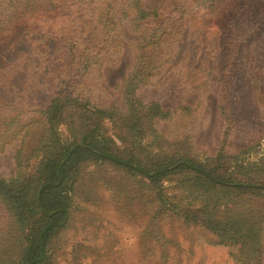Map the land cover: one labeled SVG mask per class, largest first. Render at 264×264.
Listing matches in <instances>:
<instances>
[{"label":"trees","instance_id":"16d2710c","mask_svg":"<svg viewBox=\"0 0 264 264\" xmlns=\"http://www.w3.org/2000/svg\"><path fill=\"white\" fill-rule=\"evenodd\" d=\"M44 1V7L40 0L26 2L21 17L0 26V60L28 66L39 88L23 76L6 89L12 98L3 103L11 109L0 119V151L19 145L16 174L0 177V201L9 214L0 229L2 264H56V244L71 226L77 189L85 191V181L103 184L114 202L126 198L127 208L134 199L146 202V208L140 205L149 216L139 236L143 257L150 258L155 241L166 258L169 240L162 221L175 217L186 227L204 229L217 244L235 246V258L244 264H260L262 219L244 213L230 217L224 210L231 202L264 201V170L253 169L245 156L250 145L228 144L237 131L233 64L247 63L255 45L254 21L241 27L237 14L215 22L223 34L217 40L198 23L202 5L210 1L215 12L218 0H197V6L159 0L152 8L143 0ZM237 1L227 2L220 14H229ZM122 22L139 35L131 43L135 58L128 75L115 85L122 87L124 108L105 99L109 91L101 81L104 62L114 60L113 52L122 47ZM170 70L185 87L218 93L215 148L197 147L191 132H170L181 110L146 103L136 94ZM185 107L190 123L196 109ZM90 186L91 198L99 200V191ZM77 245L76 255L95 246L82 240Z\"/></svg>","mask_w":264,"mask_h":264},{"label":"rangeland","instance_id":"374dc122","mask_svg":"<svg viewBox=\"0 0 264 264\" xmlns=\"http://www.w3.org/2000/svg\"><path fill=\"white\" fill-rule=\"evenodd\" d=\"M28 1L32 0H0V26L7 28L21 17L24 5ZM189 1H193V5H198L197 0ZM230 1L232 0H218L215 12L212 11L210 1L203 4L202 20L198 24L200 28L202 27L201 30L207 29L209 39L220 40L223 36L220 32L222 29L218 31L220 28H216L215 22L225 23L227 19L237 14L241 27H249V20L254 21L253 33L250 38L255 42V45L247 63L242 62L241 66L239 65L241 63L235 60L233 64L234 73L238 77L239 98L235 104L234 122L237 125V131L233 137H230L228 144L236 148L250 145L245 156L251 160L253 169L264 170V0L237 1L233 4L234 10L229 14H220L225 8V4ZM143 2L146 8H152L159 4V0H143ZM40 3L43 7L47 5V1L44 0H40ZM121 26L123 30V38L120 37L123 40L122 47L119 51L113 52L114 60L104 62L101 81L109 91V95L104 96L105 99L110 103L116 102L117 105L124 108L122 87L121 85L115 87V85L128 75L131 63L135 58L131 43L139 35L130 24L122 22ZM224 50L226 52V49ZM224 54L226 55V53ZM227 55H229L228 52ZM227 62L225 58V63ZM23 76L26 77L24 82L35 83L36 85L32 83L34 90H39L37 79L28 66L24 65V69H20L5 59L0 60V119H3L4 114L11 109L9 105L3 104L12 98L11 93L6 89L11 90V83H16L20 79L22 81ZM136 94L146 103L157 101L163 108L181 110L174 115L179 123L171 125L170 132L176 129H178V133L189 134L191 132L197 147L215 148L221 126V119L217 112L218 93L216 90L205 92L191 85L185 87L177 71L170 70L159 83L141 86L137 89ZM186 104L196 109V118L190 123H188L190 115L188 108L185 107ZM60 128L67 134L64 125H61ZM18 145L19 142L7 144L0 151V177L16 174L17 165L14 155ZM84 183L82 185L87 190L84 191L82 188L81 191H78L77 189L71 226L63 235L60 234V243L56 244V264H244L235 258L233 251L235 246L217 244L210 239V235L204 229L186 227L175 217L162 221V232L169 240L166 244L168 249L166 258L162 259L160 254L161 242L155 243V241H152L153 254L149 259L143 257L141 254L143 245L139 236L147 227L146 221L149 218L147 213L142 211L147 207L146 202H138L137 199H134L136 197H133V206L127 208V199L125 198L121 203L119 200L112 201L109 196L110 190L103 184L97 181H85ZM90 185H93L94 190L99 191L100 201L91 198L90 193L93 189ZM224 210L230 217L244 213L248 217L262 219L261 232L264 235V201L231 202ZM8 215L5 205L0 201V229L7 224ZM90 218L93 219L92 224L83 226L85 221ZM79 240L94 244L95 246L91 247L95 249L88 246L83 248V255L82 251L76 255L74 252L78 247L76 243ZM162 243L164 242L162 241ZM2 262L0 260V264ZM260 264H264V247Z\"/></svg>","mask_w":264,"mask_h":264}]
</instances>
